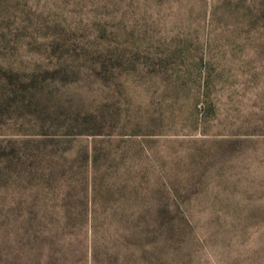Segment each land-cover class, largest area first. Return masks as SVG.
I'll return each instance as SVG.
<instances>
[{
    "label": "rangeland",
    "instance_id": "374dc122",
    "mask_svg": "<svg viewBox=\"0 0 264 264\" xmlns=\"http://www.w3.org/2000/svg\"><path fill=\"white\" fill-rule=\"evenodd\" d=\"M66 244L264 264V0H0V264Z\"/></svg>",
    "mask_w": 264,
    "mask_h": 264
},
{
    "label": "trees",
    "instance_id": "16d2710c",
    "mask_svg": "<svg viewBox=\"0 0 264 264\" xmlns=\"http://www.w3.org/2000/svg\"><path fill=\"white\" fill-rule=\"evenodd\" d=\"M71 245L66 244L60 250L53 252H46V254H35L28 261L23 264H115L114 261H108L109 257L105 260L97 259L95 254L87 255L83 246L77 245L74 250L69 248ZM27 258L26 255H24ZM116 260V256H112ZM111 257V259H112ZM112 262V263H111Z\"/></svg>",
    "mask_w": 264,
    "mask_h": 264
}]
</instances>
